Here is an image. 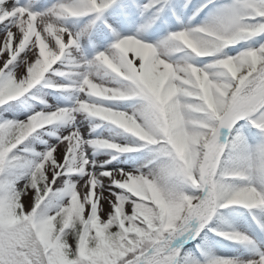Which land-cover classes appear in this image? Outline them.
<instances>
[{"label": "snow or ice", "instance_id": "snow-or-ice-1", "mask_svg": "<svg viewBox=\"0 0 264 264\" xmlns=\"http://www.w3.org/2000/svg\"><path fill=\"white\" fill-rule=\"evenodd\" d=\"M0 264H264V0H0Z\"/></svg>", "mask_w": 264, "mask_h": 264}]
</instances>
